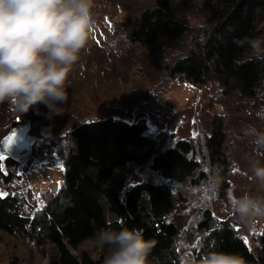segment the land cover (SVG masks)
<instances>
[{
	"label": "rangeland",
	"instance_id": "rangeland-1",
	"mask_svg": "<svg viewBox=\"0 0 264 264\" xmlns=\"http://www.w3.org/2000/svg\"><path fill=\"white\" fill-rule=\"evenodd\" d=\"M160 1L94 0L93 38L71 68L69 101L61 105L63 114L51 116L43 104L25 113L15 111L8 102L0 104V142L20 117L28 119L38 133L29 157L4 167L14 177L9 183L0 179V191L19 193L35 208L44 207L64 182L65 162L74 145L71 131L76 125L107 116L127 121L142 118L148 126L145 132L164 139L167 145L182 138L196 144L200 167L173 185L176 206L167 214L180 229L176 250L183 264L193 260L203 245L207 232L200 223L206 212L212 216V226L229 222L258 254L264 219L254 224L241 222L231 208V199L245 194L264 198V186L249 178L251 161L264 165V145L256 143L254 135L264 134V106L225 93L216 80L201 86L171 71L174 63L195 47L194 37L204 35L203 19L214 0H197L192 5L176 2L169 8L186 26L180 37L162 35L145 45L131 38L141 12ZM219 117L224 119L227 137L226 161L215 162L209 157L205 139ZM161 178L149 161L130 162L117 170L115 182L124 194L138 181ZM97 236L78 248L71 246L84 264H103L108 254L107 247L98 248ZM55 254L56 247L34 233L12 234L0 229V264H49ZM149 262L161 264L153 257Z\"/></svg>",
	"mask_w": 264,
	"mask_h": 264
},
{
	"label": "trees",
	"instance_id": "trees-1",
	"mask_svg": "<svg viewBox=\"0 0 264 264\" xmlns=\"http://www.w3.org/2000/svg\"><path fill=\"white\" fill-rule=\"evenodd\" d=\"M196 1L161 0L160 5L144 9L131 38L145 45L162 35L182 36L186 26L169 8L176 2L192 5ZM208 12L201 29L204 35L194 37L195 47L174 63L172 73L201 86L216 80L225 93L264 106V0H214ZM252 41L258 42L257 48L251 47ZM212 126L205 147L211 161H226L223 117ZM147 127L142 118L127 121L112 116L76 125L60 190L42 208H35L19 193L0 191V229L34 233L51 242L56 254L49 264H84L71 246L78 248L101 230L138 229L154 242L150 257L161 264H183L176 250L180 229L167 214L176 206L173 185L200 167L196 144L182 138L167 145L164 139L147 134ZM147 161L161 180L138 181L123 194L115 182L117 170L130 162ZM18 163L0 153V179L11 182L14 174L6 173L4 167ZM211 221L206 212L200 228L207 233L193 256L195 264H202L213 252L237 254L246 264L264 263V230L256 254L229 222L212 226Z\"/></svg>",
	"mask_w": 264,
	"mask_h": 264
},
{
	"label": "clouds",
	"instance_id": "clouds-1",
	"mask_svg": "<svg viewBox=\"0 0 264 264\" xmlns=\"http://www.w3.org/2000/svg\"><path fill=\"white\" fill-rule=\"evenodd\" d=\"M94 6V0H0V104L8 102L19 113L43 104L51 116L63 114L71 68L93 38ZM254 135L264 145V134ZM250 167L249 178L264 186V165L254 160ZM231 208L243 223L264 219V198L233 196ZM97 246L108 249L103 264H150L154 242L138 229L121 228L101 230ZM202 264L246 262L237 254L213 252Z\"/></svg>",
	"mask_w": 264,
	"mask_h": 264
},
{
	"label": "water",
	"instance_id": "water-1",
	"mask_svg": "<svg viewBox=\"0 0 264 264\" xmlns=\"http://www.w3.org/2000/svg\"><path fill=\"white\" fill-rule=\"evenodd\" d=\"M38 133L32 130V123L25 117L15 121L11 131L0 142V153L16 161L26 160L33 148Z\"/></svg>",
	"mask_w": 264,
	"mask_h": 264
}]
</instances>
